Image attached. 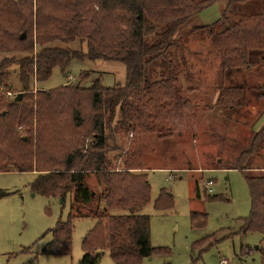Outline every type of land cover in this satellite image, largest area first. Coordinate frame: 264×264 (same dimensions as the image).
<instances>
[{"label":"trees","instance_id":"obj_1","mask_svg":"<svg viewBox=\"0 0 264 264\" xmlns=\"http://www.w3.org/2000/svg\"><path fill=\"white\" fill-rule=\"evenodd\" d=\"M254 1L0 0V54L23 55L0 63V90H9V68L18 64L24 93L21 101L0 96V173H33L32 190L63 204L75 195L68 219L50 231L43 254L70 255L74 220L84 217L95 218L96 226L83 240L81 264H99L101 251L109 252L115 264H144L155 254L150 219L141 214L150 200L148 177L138 161L115 168L109 159L114 149L110 140L117 133L166 139L183 132L191 105L175 72L179 65L169 55L179 47L184 26L216 4L223 5L218 21L193 31L209 33L223 72L254 65L264 54V0L261 12L241 14ZM77 41L87 44L86 52L53 45ZM73 59L121 63L125 84L104 88L96 80L83 88L80 77L77 85L67 82L33 93L35 83L48 81L56 68L65 71ZM154 65L160 69L156 79ZM242 96L243 89L223 85L218 107L234 111ZM19 127L25 128L22 136ZM263 141L264 127L237 160L252 202L251 215L240 220L243 235H264V174H251L249 167ZM90 176L103 188L99 196L89 185ZM6 194L0 191V199ZM165 200L162 196L156 208ZM83 206H88L86 213ZM207 222V214L192 213L193 228ZM260 250L264 262V248Z\"/></svg>","mask_w":264,"mask_h":264},{"label":"rangeland","instance_id":"obj_2","mask_svg":"<svg viewBox=\"0 0 264 264\" xmlns=\"http://www.w3.org/2000/svg\"><path fill=\"white\" fill-rule=\"evenodd\" d=\"M222 8L218 3L192 18L182 29L179 47L169 55L179 65L175 72L191 105L183 132L166 139L152 134L137 138L132 132L117 133L115 141L110 140L113 166L124 169L128 162L138 161L150 183V200L141 214L150 219L151 244L157 251L144 264H220L222 260L229 264H264L260 250L264 248V235L240 233V220L251 215L252 202L245 175L236 169L238 158L264 127V54L250 67L232 73L222 71L221 57L209 33L193 31L212 26ZM261 11V1L257 0L241 14ZM53 45L87 51V44L78 41L70 46ZM17 56L20 59L23 55L0 54V63ZM154 68L156 79L160 69L157 65ZM18 72V64L9 68V90L2 88L1 97L16 100L23 93ZM80 77L83 88L91 87L96 80L104 88H113L125 84L126 69L117 62L73 59L65 71L56 68L48 81L35 83L33 93L52 91L67 82L77 85ZM223 85L243 89L234 111L218 107ZM17 130L21 136L25 134L24 127ZM249 167L251 174H264V141ZM35 179L33 173H0V191L7 193L0 199V264H81L83 240L96 226V219L74 220L70 255L43 254L52 239L50 231L59 221L68 219L75 195L72 193L63 204L60 198L34 192ZM88 182L97 196L103 192L95 176H90ZM209 182L213 184L206 188ZM162 196L166 200L158 209L156 203ZM215 196L223 199L212 201ZM87 209L81 207L84 213ZM193 212L206 213L207 224L193 228ZM205 238L209 239L205 245L195 247ZM99 264L115 263L109 252H103Z\"/></svg>","mask_w":264,"mask_h":264},{"label":"built area","instance_id":"obj_3","mask_svg":"<svg viewBox=\"0 0 264 264\" xmlns=\"http://www.w3.org/2000/svg\"><path fill=\"white\" fill-rule=\"evenodd\" d=\"M11 96H12V94L9 93V97H11ZM212 184H213L212 182L207 183V184H206V188H208V186H211ZM220 264H229V263H228V261H226V260H222V261L220 262Z\"/></svg>","mask_w":264,"mask_h":264},{"label":"water","instance_id":"obj_4","mask_svg":"<svg viewBox=\"0 0 264 264\" xmlns=\"http://www.w3.org/2000/svg\"><path fill=\"white\" fill-rule=\"evenodd\" d=\"M23 37H25V35H23ZM23 37H22V38H23ZM22 98H23V93H20V94H18V96H17L16 100H17V101H21V100H22ZM24 139H25V140H27V138H26V137H25ZM101 255H103V252L101 253Z\"/></svg>","mask_w":264,"mask_h":264},{"label":"crops","instance_id":"obj_5","mask_svg":"<svg viewBox=\"0 0 264 264\" xmlns=\"http://www.w3.org/2000/svg\"><path fill=\"white\" fill-rule=\"evenodd\" d=\"M204 169H202V171H203ZM16 173V172H15ZM206 214V213H205Z\"/></svg>","mask_w":264,"mask_h":264}]
</instances>
